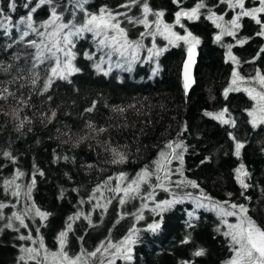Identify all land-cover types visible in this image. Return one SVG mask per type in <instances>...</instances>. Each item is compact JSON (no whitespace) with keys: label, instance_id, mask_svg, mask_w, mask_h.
Masks as SVG:
<instances>
[{"label":"trees","instance_id":"trees-1","mask_svg":"<svg viewBox=\"0 0 264 264\" xmlns=\"http://www.w3.org/2000/svg\"><path fill=\"white\" fill-rule=\"evenodd\" d=\"M8 2L0 0V9L10 17V21L0 17V23L15 25L21 16L27 15L28 9L23 7L27 0H16L15 12L8 10ZM125 2L88 0L85 8L89 12H96L107 5L113 11L127 12L129 16L141 15L139 6H133L131 10L120 8L119 5ZM196 2L183 0L182 6L191 8ZM205 2L217 15L227 14L226 20L229 18L231 10L223 12L226 4L219 3V0ZM55 3L57 11L62 13L61 22L72 21L76 26L83 23L84 14L76 8V0H55ZM148 3L152 9L164 11L167 22H172L174 13L179 10L172 0H148ZM249 3L258 4L257 0H250ZM201 11L203 15L200 20L182 21L201 41L196 46L195 83L187 95L181 77L186 51L182 45L168 44L166 51L151 60L147 59L149 54L143 46L140 59L128 71L126 62H120L124 65L122 68L115 67L113 60L110 61L114 56L108 55L109 50L98 48L92 34L85 33L82 38H73V51L76 53L73 63L80 71L68 80H54L45 92L44 83L55 59L38 60V49L28 41L39 44L43 39L45 44L48 42L47 36L37 34L51 31V27H41L50 15L47 6L34 14L37 32L29 31L23 40L22 31L26 30L23 25L19 29L9 27L8 35L4 34V28H0V91L6 88L12 93L7 99H0V203L8 205L0 210L4 217L0 219V264H17L22 254L21 246L29 247L30 243L18 237L26 236L31 231L33 239L37 238V227H40L39 236L43 238L45 247L53 251L58 243V233L64 229L67 218L77 211L85 215L91 213L92 226L83 217L73 222V231L69 233L66 245L69 253L94 251L102 241L117 242L135 225L142 231L139 243L134 246L132 264H179L181 260H192L193 264H224L230 256L229 241L223 235L227 227L214 212L197 209L198 219L193 220L194 228H187V212L193 210L195 204L186 199L164 214L161 230L153 234L143 231L147 224L157 218L150 204L143 210L144 219L137 221L132 214L140 209L141 199L130 200L121 206L118 199H113L117 194L108 190L115 186V177L121 172L133 178L145 166L152 168L153 161L169 141L182 140L186 148L183 164L173 160L169 165L173 170L182 168L183 171V176L172 172L168 184L172 192L180 196L191 193L197 197L202 189L213 200L244 204L249 208V215L264 227V125L253 128L249 123L251 118L248 112L255 101L243 89L229 92L227 98L223 95L230 84L234 65L225 62L227 48L214 39L219 30L204 18L207 10ZM120 20L128 37L137 39L142 25L129 24L124 17H120ZM241 23L243 27L238 38L251 36L252 39L242 47H233L232 52L240 60L236 66L245 78L249 73L255 74L257 69L264 72V53L253 61L260 48L264 47V39L254 35L258 26L250 18L245 17ZM157 39L160 38L157 36ZM222 43L235 44V40L225 35ZM85 52L93 54V58L87 59ZM44 55L48 53L45 51ZM102 58L104 70L111 69L108 75L98 73L94 67ZM157 68L154 75L153 70ZM34 79L35 84L32 83ZM93 102H96L95 109L90 113L85 112ZM117 108L124 111H116ZM224 108L235 120L234 128L221 125L205 115L206 112L217 113ZM53 112L56 115L49 121ZM21 121L24 122L23 127L18 131L17 126ZM89 123L96 129L105 128L106 131L98 134L86 126ZM185 125L187 131L182 133ZM229 132L245 145L240 157L233 154L234 142L229 138ZM113 148L126 154L125 163H111ZM3 152H10L15 161L4 157ZM65 156L67 160L63 159ZM240 163L250 173L247 182L252 187L245 191V196L250 199L241 196L244 190L235 179L234 170ZM36 169L43 171L44 175L40 176ZM17 170L24 173L16 181L21 185L19 198L12 196L11 190L5 192L3 184L4 180L12 179ZM34 173L36 184L31 193L32 200L29 201L23 193ZM109 177L113 179L105 185ZM184 179L195 181L199 188H177L175 182ZM150 183H156L155 176ZM97 185L103 186V197L99 202L112 200L106 210L93 208L97 200L89 202ZM145 187L149 186L142 185V188ZM228 193H232V196L229 197ZM96 195L99 197L100 194ZM155 197L158 201L165 200L171 198V194L157 189ZM32 202L41 210L51 213L44 225H40L38 217H26L28 228H20L17 232L4 227L12 212H21ZM13 204L15 207H12ZM121 213H125L123 219H120ZM227 220L229 223L236 222V218L231 216ZM13 224L14 228L19 227L18 222L14 221ZM189 233L192 242L181 245L180 241ZM197 248H204L206 254L193 257L192 252ZM27 264H35V261L29 260Z\"/></svg>","mask_w":264,"mask_h":264},{"label":"snow or ice","instance_id":"snow-or-ice-1","mask_svg":"<svg viewBox=\"0 0 264 264\" xmlns=\"http://www.w3.org/2000/svg\"><path fill=\"white\" fill-rule=\"evenodd\" d=\"M88 0H76V8L81 10L84 14L83 23L79 26L73 25L72 21L67 23L61 22L62 13L57 11V5L55 0H27L23 4L25 9H28L26 16H21L19 21L15 25L11 23L4 24L0 23V28L5 29V35H8L7 29L9 27L20 28L21 25L24 26L26 30L22 31L21 40L29 35V31L37 32V28L34 26V14L38 10L47 6L50 12L49 18L44 21L41 27L48 29L51 27V31L38 32L37 34L41 37L47 36V43L45 44L42 39L38 44L36 41H28L29 44L35 46L38 49L37 59H55L54 65L50 69V75L44 83L43 91H47L54 80H68L70 76L74 73L80 71L79 68L75 66L73 61L76 58V53L73 51L75 47L73 38H82L85 33H91L94 41L97 42L98 48L101 50L107 48L110 51L108 55L112 52L119 53L121 57H126V70L131 71L132 65L135 61L140 59L138 53L141 48H143L142 40L146 35L155 38L157 35L164 37L169 46H177L179 42L183 41L187 45L188 57L184 62L183 71V89L187 95L189 89L195 83L192 75V69L195 65V49L196 46L200 44L199 37L195 36L191 31H189L185 24L182 22L187 21H198L201 19L203 13L202 9L207 10V16L204 18L211 21L212 24L219 29V33L214 37L217 43H221L223 47L227 48L226 60L225 62H231L233 65H239L240 60L233 54L232 48L235 46H244L252 39L251 36L238 38V33L240 32L243 24L241 21L247 17L250 18L258 26V30L255 32V36L264 39V0H258V6L248 8L245 5V0H219V3L226 4L227 8L234 11L232 19L225 21L223 15H217L212 8H209L205 0H197L195 5L190 9H185L183 5V0H172V3L177 5L178 9L175 13L174 23H166L164 20V11L154 10L150 7L148 0H126L124 4L119 5L120 8L131 10L133 6H139L141 10V15L139 17L129 16L127 12L113 11L107 5L101 6L96 12H89L85 5ZM8 10L15 12L17 9L16 0H9L7 4ZM155 17L154 20H150L149 17ZM0 17L5 21H10V17L5 15L4 10L0 9ZM120 17H124L129 24L132 25H143L146 29L145 32L140 33V39L133 41L128 38L127 30L121 27ZM174 25H179L184 29L185 34L180 35L174 31ZM225 35L233 37L235 44L223 45L222 37ZM43 45V48L41 47ZM48 55L45 56L44 52ZM148 57L151 60L153 57H159L166 48H152L147 49ZM264 53V47H261L257 52L256 57H253V61ZM87 59H92L93 54L84 53ZM103 58L100 63L94 65L96 71L102 72L104 75H108V71H105L101 66L103 64ZM117 68H122L124 65L117 63L115 65ZM157 69L153 70L155 75ZM245 82V78L240 75L237 69L234 67L232 71V80L228 88L224 90L223 95L227 98L229 92L241 91L239 87L240 83ZM248 87L243 89L247 93L248 97L255 101L253 108L248 112L251 118L249 123L253 128L259 125H264V72L257 69L255 76L248 78ZM33 84L36 83L34 79ZM12 93L8 92V89H3L0 91V99H7V96H11ZM96 107V102L92 103V106L85 109V112H92ZM116 111L123 112L124 109L117 108ZM15 115V113H13ZM56 113L53 112L49 121L52 117H55ZM205 115L217 120L221 125H227L235 127L236 122L230 118L228 109L224 108L217 113L206 112ZM23 121L17 126V130L23 127ZM89 129L99 133L106 131L105 128L96 129L91 123L86 125ZM187 131V126L185 125L181 132ZM229 138L234 142L233 154L236 157L241 156V150L245 147L244 143L237 140L232 132L228 133ZM81 139H84L83 137ZM78 146V144L76 145ZM180 150V151H177ZM186 151L184 143L182 140L169 141L159 152L158 158L153 161V167L149 168L145 166L140 172L136 173L135 177L128 178L127 175L121 172L117 177H115L116 184L114 187L108 190L117 195L113 196V199H118L121 206L125 205L128 201L140 198L141 208L133 213L135 220L140 221L144 219L143 209L149 207L148 201L152 202L151 211L157 217L152 223L147 224L143 231L151 232L153 234L159 232L164 223V214L170 211L176 204L183 203L184 200L190 199L195 204V208L187 212L188 220L185 222L187 228H194L193 220L198 219L196 216L197 209H207L216 214L220 219V222L227 227V231L223 232V235L228 238L230 256L224 262V264H264V227H261L250 215L249 208L244 204H238L231 202L230 200L216 201L212 197L208 196L201 189L200 195L193 197L191 193H185L183 196L177 195L175 192L171 191L168 186L170 183V178L172 172H178L183 176L182 168L171 169L173 160H179L181 165L183 164V153ZM113 164H123L127 160L125 153L118 151L117 149H112ZM4 157L9 158L13 162L15 157L12 156L10 152H3ZM59 159V157L57 158ZM63 159L67 160L68 157L65 156ZM208 159V158H205ZM55 162V161H54ZM204 163V161H201ZM91 167V166H89ZM236 182L240 185L242 191L240 194L244 196L245 199H250V197L245 196V191L252 187L247 181L250 179V173L245 168L243 163L234 170ZM36 173L40 176L44 175L43 171L36 169ZM36 173L33 174L31 181L27 184L26 190L24 191V196L27 197L29 201L32 200V190L36 184ZM24 175L23 172L17 170L15 176L12 179L4 180V191L8 192L11 190V195L19 198L21 195V185L16 181ZM155 176L156 183H150V179ZM113 178L109 177V180L105 182V185L111 182ZM176 187L182 188L185 186H190L192 188H199V185L192 180H181L177 181ZM142 185H148L151 189L146 193H142ZM103 186L97 185L93 189V195L89 197V202L97 200V203L93 205V208L107 209L108 204L112 203V200H107L106 203H100L99 199L103 197ZM160 189L165 192H170L171 198L165 200H156L155 193L156 190ZM99 193V197L96 195ZM63 192H61V197ZM231 197L232 193H228ZM207 201V203H205ZM81 204L84 203L83 200L80 201ZM8 207L4 203H0V210ZM12 207H15L13 204ZM125 213H121L120 219L124 218ZM51 216L50 212L41 210L35 202L29 204L21 212H12L10 217H7L8 222L4 225L5 228L14 229L19 231L20 228H28L29 225L25 222L26 217L39 218L40 225H44L48 218ZM91 213L85 215L83 212L77 211L74 215L67 218L65 222V227L62 231L58 233L57 242L58 250L49 251L45 248L43 238L39 236L40 227L36 228L37 239H33L31 231L28 235H20L18 238L20 240H29L33 244L38 242V247H24L21 246V255L17 259V264H27V261H35V264H89V260L93 257H100L101 264H116V260L120 259L125 261V264H132L134 259V246L139 243V237L141 229L133 225L125 237L113 243L111 240L107 242L102 241L101 245L98 246L94 251L81 252L70 255L66 250V245L68 244L69 233L73 231V222L75 220L83 219L88 220L89 226H92V221L90 219ZM235 217V223H229L227 217ZM3 213L0 212V219H3ZM18 222L19 227L14 228L13 222ZM217 231H220L217 228ZM80 239H83L81 237ZM192 242L191 234L185 235V237L180 241L181 245H186ZM206 254L204 248H197L192 252L193 257H201ZM106 257V259H105ZM179 264H193L192 260H181Z\"/></svg>","mask_w":264,"mask_h":264},{"label":"rangeland","instance_id":"rangeland-1","mask_svg":"<svg viewBox=\"0 0 264 264\" xmlns=\"http://www.w3.org/2000/svg\"><path fill=\"white\" fill-rule=\"evenodd\" d=\"M250 2V0L248 1V0H245V5H246V7H248V8H251V7H255V6H258V4L257 5H252V4H250L249 3ZM257 2H258V0H257ZM185 9H190V8H185ZM226 9H228L227 8V5L225 6V10L223 11V12H225L226 11ZM233 15H235V12L234 11H232L231 10V12H230V14H229V18L226 20V17H227V14L225 15V14H223V16H224V19H225V21H229V20H231L232 19V17H233ZM149 19L150 20H154L155 19V17H152V16H150L149 17ZM174 19H175V16L173 17V20H172V22H167V21H165L166 23H174ZM122 27V26H121ZM174 31H176L177 33H179L180 35H184L185 34V32H184V29L183 28H181L179 25H174V29H173ZM219 30V29H218ZM146 31V29L144 28V26L142 25L141 26V30L138 32V35H137V39H134L133 41H136V40H139L140 38V33L141 32H145ZM218 33H219V31H218ZM147 36H149V35H146L145 37H147ZM157 36L161 39H157L158 41H156L155 39L157 38ZM155 38H153L152 36H149L148 38H146L145 39V37L143 38V40H142V44H143V46H145V48L146 49H149V48H152L153 47V45H155V48H157V49H159V48H165L167 45H168V41L164 38V37H162V36H159V35H157ZM129 38V37H128ZM130 39V38H129ZM131 40V39H130ZM178 45H182L185 49H186V51L185 52H187V45H185L184 43H183V41H181V42H179L178 43ZM142 49V48H141ZM140 49V50H141ZM107 50H109V49H107ZM140 50H139V53H140ZM196 50V49H195ZM110 51V50H109ZM196 52H197V50H196ZM139 53H138V55H139ZM114 56V58L113 59H111L110 61H112L113 60V62L115 63V65L117 64V63H119L120 64V62H126V57H121L120 55H119V53H116V52H112V54H111V56ZM113 63V64H114ZM234 67L237 69V71L239 72V69L237 68V66L236 65H234ZM256 74V73H255ZM255 74L253 73V74H248L246 77H245V82H242V83H240V85H239V87L241 88V89H244L245 87H248L249 86V84H248V78H250V77H253V76H255ZM242 77H244L242 74H240ZM231 80H232V76H231V79H230V83H231ZM230 85V84H229ZM229 85H228V87H229ZM227 87V88H228ZM151 189L149 188V187H145V188H142L141 189V191H142V193H146V192H148V191H150ZM148 203L150 204V206H152V202L151 201H148ZM140 208H141V206H140ZM145 209H147V208H145ZM145 209H143V210H145ZM35 239H37V238H35ZM123 239V238H122ZM122 239H120V240H122ZM119 240V241H120ZM118 242V241H117ZM113 243H115V242H113ZM29 247H38V242L36 243V244H33L32 243V241H30V243H29ZM58 247H59V245H58V243L56 244V247H55V249L53 250V251H57L58 250ZM45 248H47V247H45ZM48 249V248H47ZM49 250V249H48ZM49 251H51V250H49ZM70 255H75V254H77V253H69ZM105 259H106V257H105ZM116 262H119V264H125V261H123V260H120V259H117L116 260ZM89 264H101V262H100V257L99 256H97V257H93V258H91L90 260H89Z\"/></svg>","mask_w":264,"mask_h":264},{"label":"water","instance_id":"water-1","mask_svg":"<svg viewBox=\"0 0 264 264\" xmlns=\"http://www.w3.org/2000/svg\"><path fill=\"white\" fill-rule=\"evenodd\" d=\"M195 53H196V55H195V61L196 62H195V65L193 66V69H192V75H193L194 80H195L194 74H195V70H196V66H197V59H198V54H197L196 50H195ZM187 57H188V54H187V52H185L184 60H183L182 65H181V77H182V81H183L184 62L187 59ZM193 86H194V84L192 85V87ZM190 89H189V91H190Z\"/></svg>","mask_w":264,"mask_h":264}]
</instances>
